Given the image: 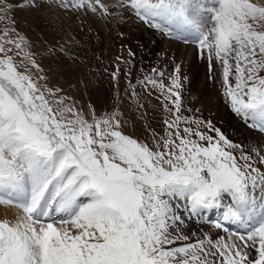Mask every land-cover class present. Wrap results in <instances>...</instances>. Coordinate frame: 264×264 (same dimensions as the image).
Returning <instances> with one entry per match:
<instances>
[{
    "label": "snow or ice",
    "instance_id": "obj_1",
    "mask_svg": "<svg viewBox=\"0 0 264 264\" xmlns=\"http://www.w3.org/2000/svg\"><path fill=\"white\" fill-rule=\"evenodd\" d=\"M57 6L127 15L194 44L209 78L218 73L230 110L264 133V0H58ZM11 7L0 0V21ZM10 32L15 28L0 36V205L20 215L0 219V264H264V147L246 150L211 119L185 115L193 110L182 99L189 77L180 64L167 79L153 68L154 75L137 81L159 93L165 113L163 134L153 130L145 142L124 133L118 112L86 115L42 83L47 78L25 37ZM116 60L110 76L117 91L123 73L125 95L135 97L131 72L120 66L131 61ZM213 209L222 210L218 230L249 226L238 236L242 243L207 234L188 242L183 227Z\"/></svg>",
    "mask_w": 264,
    "mask_h": 264
},
{
    "label": "bare ground",
    "instance_id": "obj_2",
    "mask_svg": "<svg viewBox=\"0 0 264 264\" xmlns=\"http://www.w3.org/2000/svg\"><path fill=\"white\" fill-rule=\"evenodd\" d=\"M105 2L111 5L114 0ZM22 3L25 6L16 10V17L22 26L38 40L40 34L43 45L50 43L55 49L61 46L66 48L65 53L58 51L55 57L51 54L47 56L45 60L49 62L48 67L51 69L46 75L49 79L52 78V82L61 85L64 94L73 95L78 108L81 109L84 105L89 107L87 104L92 98L105 109L119 102L117 111L123 126H134L130 127L131 129L148 126L162 128L165 113L161 101L156 98L159 93L153 90L154 94H150L148 89L137 84V81L143 80L146 75H154L151 72L153 68L165 71L167 79L175 65L180 64L182 74L189 77L185 82L182 99L185 108L193 110L185 111V115L204 116L202 112L206 107H210V110L212 108L215 111L213 117L215 120L217 118L218 123H215L221 132L248 147L254 143L255 147L264 144V133L247 127L230 110L218 73L209 78L208 62L198 56L196 46L192 48L190 44L177 41L127 15L112 19L90 11H62L57 6L58 0H26ZM129 49L135 54L133 57H129ZM118 56L131 61V65L120 66L131 72L132 83L137 85L135 97L125 95L128 85L123 73L119 80V91L110 76ZM45 83L48 87L52 85L51 82ZM57 86L54 84L50 87L56 89ZM110 98L113 99L112 103L109 102ZM205 101L207 103L203 105ZM141 105L143 107H140ZM196 109H199V112H196ZM140 131L141 139L143 137L151 141L152 130L147 128ZM220 212L221 209H213L209 215ZM18 215L20 212L16 207L0 205V219L14 222ZM245 226L249 229L248 225ZM183 234L189 236L188 242L193 243L197 239H203L205 234L213 240L221 236L225 239L231 236L237 243H242L238 239L239 235L216 229L214 221L207 222L205 216L199 223L194 220L187 222L183 227Z\"/></svg>",
    "mask_w": 264,
    "mask_h": 264
},
{
    "label": "rangeland",
    "instance_id": "obj_3",
    "mask_svg": "<svg viewBox=\"0 0 264 264\" xmlns=\"http://www.w3.org/2000/svg\"><path fill=\"white\" fill-rule=\"evenodd\" d=\"M15 1V2H14ZM24 1H26V0H5V4H7V5H11L12 7H11V9H10V11H8L7 13H6V18H5V20H3V21H0V36H2V34H3V30L7 27V28H9V29H11V28H15V30H16V33H19V35H22L23 37H25V39H26V42H27V46H28V50L31 52V53H33V55H34V58L36 59V61H37V63L40 65V68H41V70L42 71H40L39 72V75H42V76H45L47 79L45 80V81H42V83H45L46 81L48 82V83H50V84H52V85H50V86H53L54 84L57 86L59 83H56V82H52V78H48V76L46 75V73H47V71H50V67H48L50 64H49V62H47L45 59L47 58V56L48 55H50L51 54V56L53 57H55V55H57L58 53V51H59V49H60V47H57L56 49L54 48L55 46L54 45H52V44H50V43H46L45 45H43L44 44V41H43V38H41L40 39V34H39V36H38V38H39V40L33 35V34H31V33H29L23 26H22V24H21V22H20V20L19 19H17V17H16V10L17 9H20L21 8V6L20 5H22L23 3L22 2H24ZM16 33H13V32H10V35L11 36H15L16 35ZM49 45V46H48ZM46 47V48H45ZM48 48H50V49H48ZM55 51H54V50ZM46 50V51H45ZM57 53V54H56ZM47 54V55H46ZM45 60V61H44ZM43 65L45 66L44 68H43ZM47 66V67H46ZM30 67V66H29ZM33 71H35V70H33ZM49 86V87H50ZM61 85L59 84L57 87H56V89H60V95H62V96H66V97H70L71 99L68 101V103H74L75 104V102H76V100H75V98L73 97V95L72 94H70V93H68V94H64L65 92H63L62 91V87H60ZM60 87V88H59ZM51 88H53V87H51ZM53 89H55V87L53 88ZM70 94V95H69ZM111 99V98H110ZM112 100L113 99H111L109 102H111L112 103ZM119 103V102H118ZM118 103H116L113 107H112V105H111V107H109L108 109H105V108H101L100 107V105L97 103V101L95 100V99H93L92 98V101L90 102V103H88L87 105L89 106V107H86V105H84L83 106V108H82V106H81V109L85 112V114L87 115L88 113H89V111L90 110H94L95 111V113L98 115V116H103V115H106V114H110V113H113V112H118L117 111V108H118V106H119V104ZM206 103H207V101H205L204 103H202L203 105L205 104L206 105ZM76 106H77V104H75ZM111 108V109H110ZM208 109V110H207ZM202 111H204V110H202ZM203 113V115L205 116H202V115H200V117L201 118H203V119H205V118H207V119H211L212 120V122H213V124L216 126V127H218V125L215 123V122H217V118H216V120H215V117H213L214 116V113H215V111H213L212 110V108H211V110H210V107H206V110L204 111V112H202ZM205 113V114H204ZM213 114V115H212ZM210 115V116H209ZM208 116V117H207ZM211 117V118H210ZM206 119V120H207ZM218 123V122H217ZM184 125H181V127H183ZM129 127V128H128ZM130 127H134V126H123V128H122V130L124 131V133L126 134V135H130V136H132L133 138H136V139H138V140H142V141H145V142H151V141H149L148 139H144L143 137H142V139H141V136H140V132H142V131H140V129H147V128H149V130L151 131H153V130H155L156 132H160V134L162 135L163 134V127L162 128H159V127H157V126H155V127H151V126H148V127H145V128H139V127H137V129H131ZM128 128V129H127ZM151 128V129H150ZM159 129H162V130H159ZM131 130H133L132 131V133H131ZM137 130V131H136ZM158 130V131H157ZM162 132V133H161ZM135 134H137V135H135ZM224 135L226 136V137H228L229 139L231 138V137H229V135L227 136L226 135V133H224ZM230 140H232L234 143H236L237 142V144H240L243 148H245L246 150L247 149H249V148H251V147H255L254 146V144L251 146V147H248V145H246V144H243V142H239V141H236V140H234L233 138H231ZM263 145V146H262ZM256 147H259V146H256ZM261 147H264V144H261ZM237 155H239V153H237Z\"/></svg>",
    "mask_w": 264,
    "mask_h": 264
}]
</instances>
